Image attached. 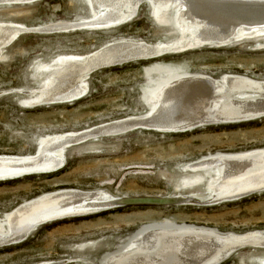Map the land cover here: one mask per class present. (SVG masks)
<instances>
[{"label":"rangeland","instance_id":"rangeland-1","mask_svg":"<svg viewBox=\"0 0 264 264\" xmlns=\"http://www.w3.org/2000/svg\"><path fill=\"white\" fill-rule=\"evenodd\" d=\"M15 5L0 7V21L38 29L89 17L82 0ZM177 37L171 27L155 22L148 3L140 4L131 21L115 29L20 35L0 60V156H31L38 140L47 136L80 134L101 124L144 116L151 94L181 77L234 75L264 80V35H260L227 47L203 46L99 70L88 76L85 95L69 104L33 109L19 105L23 93L36 88L31 73L38 61L46 64L60 55L90 54L120 38L159 43ZM262 148L264 118L181 133L137 129L68 147L58 171L0 182V214L62 190L83 194L86 204L97 202V195L104 192L126 203L45 224L19 244L1 247L0 264H105L108 256L121 254L139 233L154 229L204 228L235 237L264 233V192L206 205L202 204L207 194L204 185L178 187L192 173L186 167L195 162ZM184 195L198 197L200 205L171 200ZM263 257L264 249L246 248L217 264H260Z\"/></svg>","mask_w":264,"mask_h":264},{"label":"bare ground","instance_id":"bare-ground-1","mask_svg":"<svg viewBox=\"0 0 264 264\" xmlns=\"http://www.w3.org/2000/svg\"><path fill=\"white\" fill-rule=\"evenodd\" d=\"M33 1L39 0H0V7L32 4ZM82 1L86 2L89 17L74 22H58L35 29L0 21V60L5 59L3 51L20 35L115 29L131 21L142 3L149 4L150 14L159 26L171 27L178 37L159 43L120 38L90 54L60 55L46 64L38 61L31 73L36 88L23 93L18 101L23 108L75 102L87 92L88 76L102 69L185 53L203 46L227 47L247 37L264 35V0ZM147 105L149 111L138 118L101 124L80 134L64 133L39 139L31 156H0V182L52 174L63 167L66 148L104 136L137 129L181 133L210 125L263 119L264 80L234 75L217 79L202 75L181 77L161 85L151 94ZM187 168L192 173L185 175L178 187L204 185L207 194L202 204L234 201L264 192V148L209 157ZM86 198L72 190L56 191L0 214V248L19 244L41 226L57 219L106 211L125 202L105 192L97 195V202L93 204H86ZM198 199L184 195L171 200L199 202L195 205H200ZM154 230L139 233L121 254L108 256L105 264H217L238 250L264 249V233L260 232L235 237L204 228ZM258 261L264 264V257Z\"/></svg>","mask_w":264,"mask_h":264},{"label":"water","instance_id":"water-1","mask_svg":"<svg viewBox=\"0 0 264 264\" xmlns=\"http://www.w3.org/2000/svg\"><path fill=\"white\" fill-rule=\"evenodd\" d=\"M33 2H35V1H33ZM84 4H85V6H86V8H87L86 2H85Z\"/></svg>","mask_w":264,"mask_h":264}]
</instances>
